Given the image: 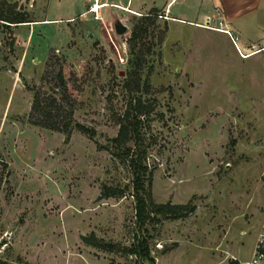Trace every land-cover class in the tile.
Segmentation results:
<instances>
[{"label":"rangeland","instance_id":"1","mask_svg":"<svg viewBox=\"0 0 264 264\" xmlns=\"http://www.w3.org/2000/svg\"><path fill=\"white\" fill-rule=\"evenodd\" d=\"M6 1L25 10L29 23L0 21V160L7 171L0 257L19 264H251L255 250L264 252V51L236 49V36L212 16L204 18L208 26L193 25L156 7L158 25L166 26L141 71L149 86L143 95L155 104L141 126L149 142L144 163L153 200L193 196L195 208L152 221V213H135L127 159L108 152H116L114 119L127 94L125 38L149 8ZM36 89L70 110L67 137L32 121ZM102 184L123 194L98 196ZM89 231L120 249L84 242L80 235Z\"/></svg>","mask_w":264,"mask_h":264},{"label":"trees","instance_id":"2","mask_svg":"<svg viewBox=\"0 0 264 264\" xmlns=\"http://www.w3.org/2000/svg\"><path fill=\"white\" fill-rule=\"evenodd\" d=\"M156 19L157 8L153 6L147 11L138 14L132 20L128 35L125 38L128 54L126 63L128 68L125 72L122 86L127 94L123 109L121 112H118L117 118L114 119L117 128L111 137V141L116 152L108 150L111 155L121 160L127 159L133 174L131 183L134 191L130 194L134 197L135 213L138 217H145L152 213L156 216H154L152 221H159L161 218H183L195 208V204L191 202V197L193 196H190L184 202H171L170 200L155 201L152 199L150 193L151 168L146 169V164L144 163V150L146 149L144 147H147L149 142L146 141L148 137H145L144 133H142L141 126L142 122L148 120L155 104L152 97L143 95L144 93H149V86L146 79L141 77V71L146 62V56L152 51L154 46L159 44L163 37L166 26L165 20L159 26ZM26 20L29 19L25 10L18 9L14 3L0 0V21H3L2 23L6 25H9L11 22L29 23L23 22ZM58 78L62 81L59 73ZM32 113H35L32 119L33 122L62 131L65 137H67L70 129L68 118L70 110L64 113L63 110L61 111L58 106L52 104L50 101L47 103L42 97H39L37 89L33 90L30 101L29 114L33 115ZM36 114L40 118H36ZM74 125L82 133L87 134L89 132V129L82 124L75 123ZM135 128L139 136H133L132 131H136ZM131 140L134 141L133 146L127 145V142ZM5 165V162L0 160V180L2 174L7 173L6 170L2 172ZM123 191L124 189L117 185L102 184L99 188L98 196H119L123 194ZM80 237L84 242L92 244L99 249L115 250L117 248L112 242L95 236L92 231L81 234ZM142 250H145V248ZM0 264L19 263L0 257Z\"/></svg>","mask_w":264,"mask_h":264},{"label":"crops","instance_id":"3","mask_svg":"<svg viewBox=\"0 0 264 264\" xmlns=\"http://www.w3.org/2000/svg\"><path fill=\"white\" fill-rule=\"evenodd\" d=\"M101 1L106 2V6L117 3L131 10H144L152 6L162 7L168 19L185 21L193 25H200L206 16H212L216 20H221V24L230 29L233 36H236L238 45L249 48L247 56L264 51V0Z\"/></svg>","mask_w":264,"mask_h":264},{"label":"built area","instance_id":"4","mask_svg":"<svg viewBox=\"0 0 264 264\" xmlns=\"http://www.w3.org/2000/svg\"><path fill=\"white\" fill-rule=\"evenodd\" d=\"M208 24L209 23H208L207 19H205L203 23H200V25H202V26H208ZM224 29L226 30V32L228 34H230L228 29H226V28H224ZM232 38H235V37H232ZM232 41H233L235 48L238 49V45L236 44V42L233 39H232ZM249 261L251 264H264V252L255 250V253H253V255L249 259Z\"/></svg>","mask_w":264,"mask_h":264},{"label":"water","instance_id":"5","mask_svg":"<svg viewBox=\"0 0 264 264\" xmlns=\"http://www.w3.org/2000/svg\"><path fill=\"white\" fill-rule=\"evenodd\" d=\"M115 28H116L117 32H121V31H123L124 26H123V24H121L119 22V20H116V22H115Z\"/></svg>","mask_w":264,"mask_h":264},{"label":"bare ground","instance_id":"6","mask_svg":"<svg viewBox=\"0 0 264 264\" xmlns=\"http://www.w3.org/2000/svg\"><path fill=\"white\" fill-rule=\"evenodd\" d=\"M96 7H97V6H96V5H94V8H93L92 10H93V11H96V10H97V9H96Z\"/></svg>","mask_w":264,"mask_h":264}]
</instances>
